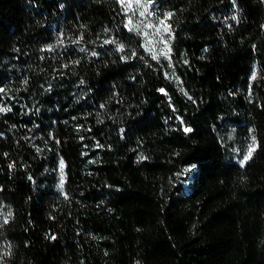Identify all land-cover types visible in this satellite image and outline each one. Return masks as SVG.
Segmentation results:
<instances>
[{
  "label": "trees",
  "instance_id": "trees-1",
  "mask_svg": "<svg viewBox=\"0 0 264 264\" xmlns=\"http://www.w3.org/2000/svg\"><path fill=\"white\" fill-rule=\"evenodd\" d=\"M0 0V264H264V0Z\"/></svg>",
  "mask_w": 264,
  "mask_h": 264
},
{
  "label": "rangeland",
  "instance_id": "rangeland-1",
  "mask_svg": "<svg viewBox=\"0 0 264 264\" xmlns=\"http://www.w3.org/2000/svg\"><path fill=\"white\" fill-rule=\"evenodd\" d=\"M117 1L124 6L129 25L140 33L143 48L152 57H168L171 35L166 18L154 17L149 0Z\"/></svg>",
  "mask_w": 264,
  "mask_h": 264
},
{
  "label": "water",
  "instance_id": "water-1",
  "mask_svg": "<svg viewBox=\"0 0 264 264\" xmlns=\"http://www.w3.org/2000/svg\"><path fill=\"white\" fill-rule=\"evenodd\" d=\"M151 2V4L153 3V0H149Z\"/></svg>",
  "mask_w": 264,
  "mask_h": 264
}]
</instances>
